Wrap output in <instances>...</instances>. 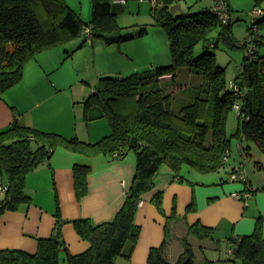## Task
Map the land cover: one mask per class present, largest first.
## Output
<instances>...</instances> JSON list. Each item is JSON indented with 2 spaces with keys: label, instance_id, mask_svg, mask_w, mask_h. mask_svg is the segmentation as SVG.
Listing matches in <instances>:
<instances>
[{
  "label": "trees",
  "instance_id": "1",
  "mask_svg": "<svg viewBox=\"0 0 264 264\" xmlns=\"http://www.w3.org/2000/svg\"><path fill=\"white\" fill-rule=\"evenodd\" d=\"M116 1L92 0V19L84 21L66 0H0V94L23 80L26 65L40 53L75 41L82 37L87 27H93V40L104 41L107 45L134 40L137 35L123 34L114 9V4H119ZM157 1L160 5L153 8V17L155 25L168 34L172 63L127 77L100 80L86 103V121L107 119L111 126L109 136L92 144L19 125L0 133V178L8 182L6 195L0 200V217L7 211L32 204L26 191L28 176L49 164L61 147L89 156L106 155L117 159L135 152L136 176L125 204L110 223L94 226L90 219L72 221L79 236L91 245L86 253L72 255L63 240L62 227L66 221L62 219L56 196L57 226L53 236L38 239L36 254L0 250V264H116L121 257L130 260L141 236V227L135 221L140 202L155 189V177L163 167L172 168L184 182L180 175L184 165L208 174L219 172L227 164L225 160L232 147L227 123L236 102H240L241 110L238 129L233 136L239 139L240 145L253 142L264 153V57L258 50L264 45V36L260 34L264 29V10L259 7L264 0H255L254 23L244 43L235 38L229 0H224L230 15L226 23L213 7L201 12L175 14L170 6L179 0ZM256 10L263 13L255 15ZM260 16L263 17L258 19ZM215 32H218L217 37H213ZM143 35L142 31L138 34ZM200 44L206 50L197 55ZM222 45L246 50L240 73L233 79L243 94L231 87L227 68L217 62L213 50ZM183 69H188L194 77L193 85L183 94L187 101L182 94L179 98L171 92L178 86L177 77ZM168 77L172 80L166 81ZM241 150L251 156L250 146H242ZM259 168L264 169V166L260 164ZM91 171L88 165L74 167L79 199L88 193ZM244 183V191L253 194L259 191L252 189L249 180ZM163 196L160 192L153 199L160 212H164ZM188 211H195V205L192 204ZM189 236L214 240L215 229L197 223L189 228ZM230 241L242 264H264L261 218L252 235ZM166 246L164 243L151 250V264H197L188 239H184V252L176 263L167 259Z\"/></svg>",
  "mask_w": 264,
  "mask_h": 264
},
{
  "label": "crops",
  "instance_id": "2",
  "mask_svg": "<svg viewBox=\"0 0 264 264\" xmlns=\"http://www.w3.org/2000/svg\"><path fill=\"white\" fill-rule=\"evenodd\" d=\"M124 7L123 3L114 4L118 18ZM138 34H135V41L139 43L133 45H107L97 39L85 43L77 40L40 53L26 65L23 80L0 94V133L19 125L92 144L109 136L111 126L105 119L86 121V103L100 80L127 77L143 68L151 70L172 63L171 50L153 53ZM183 72L181 70L177 77L178 86L171 91L174 95L178 91L185 93L189 86L181 82ZM165 80H172V77ZM183 100L188 99L184 97ZM129 154L117 159L58 148L49 164L27 178L26 191L32 204L7 211L0 217V250L36 254L38 239L51 238L55 233L58 196L61 216L66 221L62 227L63 240L72 255L86 253L91 245L79 236L72 221L90 219L94 226H99L115 220L136 176L137 157ZM77 164L92 167L88 175V193L81 199L75 186L74 167ZM180 175L184 182L167 166L156 175L155 189L143 197L135 218L141 227L139 243L130 260L121 257L116 264H151V250L164 243L167 259L176 263L184 252V239L193 246L197 264L209 261L198 255L196 245L203 251L207 246L214 248L221 240H199L189 236V228L197 223L214 228L215 237H225L232 249L236 247L230 239L252 235L260 218L264 233V188H257L259 191L251 198L240 200L234 194L244 193L245 187L228 184L224 178L220 181L219 175L210 174L204 179H190L182 171ZM7 186L8 182L1 177L0 200L6 195L1 188ZM160 192L164 195V214L153 201ZM192 204L195 211L189 212Z\"/></svg>",
  "mask_w": 264,
  "mask_h": 264
},
{
  "label": "rangeland",
  "instance_id": "3",
  "mask_svg": "<svg viewBox=\"0 0 264 264\" xmlns=\"http://www.w3.org/2000/svg\"><path fill=\"white\" fill-rule=\"evenodd\" d=\"M69 6L79 13L84 21H89L93 16V2L92 0H66ZM124 11L119 16V25L123 28V33L127 36H132L137 33L144 32L145 36H142V41L151 48L153 53H163L170 50V40L168 34L165 30L155 25V20L153 17L154 5L151 0H124ZM229 4L232 8V21L234 23V35L237 41L244 43L249 37V28L254 23V17L252 16L253 10L255 8V0H229ZM214 5V0H179L171 4V10L175 14L189 13V12H201L206 9L212 8ZM264 10V3L259 6ZM263 16L258 17L261 19ZM261 35L264 36V29H261ZM218 32L213 34V37H217ZM84 40V34L82 37L76 39ZM133 43H139L137 41L131 40L124 44L133 45ZM126 50L127 48H123ZM206 50L203 44H200L196 49V54L200 55ZM261 57H264V45L258 48ZM217 62L220 66L227 68V79L233 80L241 70V65L246 56L245 49H229L225 48L223 45L216 50ZM171 52V51H170ZM139 60V59H137ZM145 68L141 69L140 72L144 71ZM184 71V72H183ZM181 76V82L186 83L189 86L193 85L192 76L190 72H185ZM131 74V73H129ZM182 90V88H180ZM181 91L176 93V96L181 98ZM184 98V95H183ZM238 112L235 110L231 112L228 123L227 132L229 137H232V147L230 150V155L227 158V164L220 170V173H208L203 174L196 169L184 165L181 170L184 174H188L190 179H204L210 174L219 175L217 178L222 180L224 178L232 184H239L241 189L245 187L243 182H233L231 180L233 170L236 168H241L246 172L247 178L252 182V189L257 190V188H264V169H260L259 166L262 164L264 166V153L259 149V147L253 142H245L243 145L250 146L251 156H247L243 150H241L239 139L233 135L238 129ZM107 122L108 120L105 119ZM109 123V122H108ZM244 153V155H243ZM130 157L136 159V153L131 152ZM260 163V164H258ZM190 181V180H189ZM164 214V212H160ZM217 241L214 248L207 246L206 249L196 245L198 255H202L209 259V261H204L201 264H242V262L234 254L235 249L229 248L225 237L217 236L215 237ZM202 251V252H201ZM199 257V259H200Z\"/></svg>",
  "mask_w": 264,
  "mask_h": 264
},
{
  "label": "built area",
  "instance_id": "4",
  "mask_svg": "<svg viewBox=\"0 0 264 264\" xmlns=\"http://www.w3.org/2000/svg\"><path fill=\"white\" fill-rule=\"evenodd\" d=\"M154 7H158L160 5V3L157 0H151ZM116 2L118 3H123L125 4L124 0H117ZM213 11L218 14L220 16L221 21H223L224 23L228 22L230 19V15L228 12V8L227 5L225 3L224 0H215L214 2V6H213ZM263 12L261 10H256L254 11L255 15H261ZM84 39H86V42L89 41H93V27H87L84 31ZM253 45L250 44V47H252ZM252 54V50H250L249 55ZM231 87L239 94H243V92L241 91V89H239L237 87V85L235 84V82L232 80L230 82ZM234 109L236 112L240 113L241 110V104L240 102H236ZM228 158V157H227ZM227 158L225 161H227ZM231 180L233 182H246L248 180L246 172L244 170L239 171V172H235L232 174ZM2 191H6L7 187L1 188ZM253 196V192L252 191H244V193H235L234 197L237 199H249Z\"/></svg>",
  "mask_w": 264,
  "mask_h": 264
}]
</instances>
